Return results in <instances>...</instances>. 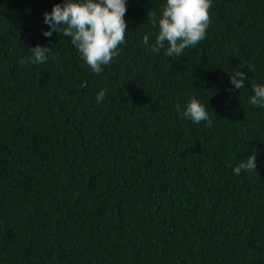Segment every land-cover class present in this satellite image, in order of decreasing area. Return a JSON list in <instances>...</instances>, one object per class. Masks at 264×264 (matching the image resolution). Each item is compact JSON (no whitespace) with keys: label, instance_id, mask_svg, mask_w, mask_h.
<instances>
[{"label":"trees","instance_id":"16d2710c","mask_svg":"<svg viewBox=\"0 0 264 264\" xmlns=\"http://www.w3.org/2000/svg\"><path fill=\"white\" fill-rule=\"evenodd\" d=\"M59 2L0 0V264H264V0H212L206 38L172 58L142 42L166 0H126L99 75L42 34ZM37 44L48 61L20 65ZM193 96L211 128L178 114Z\"/></svg>","mask_w":264,"mask_h":264},{"label":"clouds","instance_id":"9594fccd","mask_svg":"<svg viewBox=\"0 0 264 264\" xmlns=\"http://www.w3.org/2000/svg\"><path fill=\"white\" fill-rule=\"evenodd\" d=\"M211 7L212 0H166L159 16L156 12H147V19L158 31L151 43L147 35L143 36V44L156 55L163 51L166 57L181 56L185 49L195 47L206 38ZM126 12V0H61L43 13V22L48 28L42 34L45 37L54 33L69 37L91 72L99 75L120 54V46L126 44ZM29 49L31 55L19 59L20 65L29 62L43 64L51 55V46L37 44ZM247 66L251 72L254 70L251 65ZM228 74L234 89L245 87L248 76L244 71H228ZM251 88L253 95L249 97V103L264 108V83H252ZM106 92L107 89L97 92V103L104 100ZM175 107L181 118L193 124L205 122L207 127L213 126L207 108L198 98L190 97L183 109L180 104ZM232 171L237 176L242 172L256 171L255 152Z\"/></svg>","mask_w":264,"mask_h":264}]
</instances>
